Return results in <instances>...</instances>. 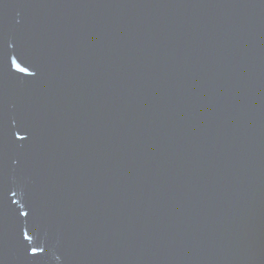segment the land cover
Listing matches in <instances>:
<instances>
[{"label": "water", "instance_id": "95a60500", "mask_svg": "<svg viewBox=\"0 0 264 264\" xmlns=\"http://www.w3.org/2000/svg\"><path fill=\"white\" fill-rule=\"evenodd\" d=\"M0 264H264V0H0Z\"/></svg>", "mask_w": 264, "mask_h": 264}]
</instances>
